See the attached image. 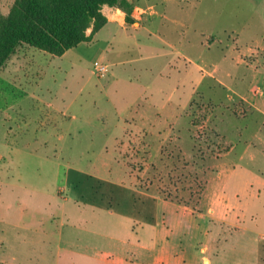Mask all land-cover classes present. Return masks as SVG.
Segmentation results:
<instances>
[{"label":"rangeland","instance_id":"obj_1","mask_svg":"<svg viewBox=\"0 0 264 264\" xmlns=\"http://www.w3.org/2000/svg\"><path fill=\"white\" fill-rule=\"evenodd\" d=\"M125 5L130 55L102 59L114 23L62 58L37 53L30 90L57 110L27 97L5 115L17 123L0 127V264H250L256 243L264 264V0ZM17 51L4 89L30 68Z\"/></svg>","mask_w":264,"mask_h":264},{"label":"trees","instance_id":"obj_2","mask_svg":"<svg viewBox=\"0 0 264 264\" xmlns=\"http://www.w3.org/2000/svg\"><path fill=\"white\" fill-rule=\"evenodd\" d=\"M105 5L122 9L130 21L125 0H15L7 15L0 12V68L21 47L62 56L91 41L108 22Z\"/></svg>","mask_w":264,"mask_h":264},{"label":"crops","instance_id":"obj_3","mask_svg":"<svg viewBox=\"0 0 264 264\" xmlns=\"http://www.w3.org/2000/svg\"><path fill=\"white\" fill-rule=\"evenodd\" d=\"M118 12H120L121 15H119ZM103 13L106 15V17L108 19V22L95 34L94 40L91 43H94V42L97 41V39H98V37L100 35V32H101V30L104 27H106L107 25L112 24V23L115 24L116 30L114 32L110 33V36H109L110 39L109 40L108 39L106 40L107 43L105 45H102L101 44L102 47H100V55H101L102 59H104L105 61L107 60L106 62H108L109 64L112 65V64L119 63V62H112L111 63L109 61L110 59H115L114 57H112L113 54L120 55L121 53L126 52L128 55H130L133 52V50H135L138 47V44L136 43V44L130 45L128 47L126 45L123 46L124 44H126L124 38L125 37H128V40H129V38L131 37L130 34H128L127 32H124L125 31V27L123 25V21H124V18H123L124 12H123V10H121L118 7H110V8L107 7L104 10ZM119 29H120V31L123 30V34H121V35H118L117 34V33L120 32V31L117 32V30H119ZM181 41H185V39L182 37ZM181 41L180 40L177 41V44H179ZM187 41H188V39H187ZM167 43H169V42H167ZM81 44H84V42H81L78 45H81ZM163 44H165V43L163 42ZM170 44H171L170 45L171 46L170 47L171 50H174L175 51V52L172 53V56L174 55V57L172 58V60H175V61L176 60H181V61H183L185 63V67L184 68L187 69L188 68L187 66L189 64L193 63L191 57L187 53H185L184 51H182L183 53H185L187 55L188 59L191 60V63L188 64V62L184 58L180 59L179 56H175V55H178L177 52H179V49L177 48L178 45L177 44H173V43H170ZM21 48H20L21 50L19 49L17 51V54L13 58V60H16L17 61L18 58L20 57L18 55L20 54L22 56V59L25 58L28 61V63L30 62L29 63L30 68H28L27 72H24L22 74L20 73L19 76L14 77V75H15L14 74L10 79L9 78L6 79V80H8V82L9 81L12 82V84H13V87L12 88L4 89V88H2L3 86L2 87L0 86V97H2V98L4 97L5 98V100L0 99V127L1 128H5V125L7 123H11V124L17 123V122L14 121L15 118L13 119V121H10L7 117H5V115H6V113L8 111L9 112L11 111L12 113L13 112H18L19 114H21V112L18 111L15 107L18 106V105L21 106V102H23V98L30 97L33 100L37 101V102H39V100H41V99H39L38 96H36L34 90H30V87L36 81V79H35L36 69L34 67L37 66L39 68L40 63H38V62H40L41 59L44 58V57H35V56L37 55V53H46V52H44L42 50H39V49H36L34 47H29V46H27V48L26 47H21ZM66 52L62 56H64L66 54ZM46 55H48V54L46 53ZM62 56H58V57L59 58H62ZM46 57H48V56H46ZM49 57H51V56H49ZM37 58H38V61H37ZM137 61L138 60L128 59V60H126L124 62H126L128 64H131V63L132 64H135ZM120 62H122V61H120ZM186 64H188V65H186ZM168 65L171 66V63H168ZM175 65L177 66V63H174L173 62L172 66L175 67ZM7 68H8V66L7 67H1L0 68V77L1 78H4V75H5L4 73H6V71L8 70ZM176 68L177 67H175V70H176ZM108 77L106 78L107 80L105 79V80H102L103 82L101 81L102 82V86L105 85V89H108V85L110 84L109 83L110 78H108ZM16 80L19 81V82L18 83H14ZM129 81L132 83V85H134L137 82V80L134 81V77L132 78V80H129ZM93 85L94 86H97V85H95V83H93ZM142 88H144V87H142ZM105 89L103 88V90H105ZM10 92H14L15 97H17V101H15L14 103L6 100V98L8 97V94ZM82 92H83V88L80 90V94H79L80 96L82 95L81 94ZM98 92L102 93L103 91H98ZM16 94H18V95H16ZM141 96H143V95L140 94V97ZM103 97L109 98V101L111 100V98L109 97V95H106V96H103ZM94 101H95V99H94ZM41 104L44 105L46 109L47 108H52L54 110H57L56 107L54 106V104L52 102L41 100ZM128 104H131V103H128ZM128 104H126L125 106H122L118 110L115 109L116 114H117V111L120 112V114L126 112L129 109V108H127V105ZM82 105H83V100L81 101V103L79 105V109L81 108ZM72 106H73L72 103H70V105L67 103V105L65 106L64 110L63 109H60V111L62 112V110H63L64 113H66V112H68V111H70L72 109ZM129 111H130V109H129ZM121 117H122V115H120V119L119 120H118V118L116 119V122L114 124V128L118 129L119 126L120 127L121 126L124 127L123 126V122H126V119H122ZM77 118H78V116L75 114L73 116V119H77ZM17 119L18 120H24V119H21V118H18V117H17ZM105 121L106 120H104V119L102 120V122H104V123H105ZM46 124L51 126V122L50 123L46 122ZM6 128H9V126L6 127ZM45 133L46 132H44V137H45ZM4 136H5L4 137V141H2L1 144H3L5 142L4 143V147H6L8 145V147L6 149L7 150L8 149L11 150V152L9 151L10 153H14V151L16 150V148L15 149L12 148L9 145L10 142L8 141L10 135L7 133ZM6 140H7V142H6ZM12 150H13V152H12ZM12 155H14V154H12ZM2 156H3V152L0 151V158H2ZM213 201L214 202H217L218 201L220 207L221 206L224 207V208L227 207V201L225 200V198H222V196H220L218 198V200L216 198ZM209 211L212 212L211 215H213L214 218H217L220 215H223L224 214V211L223 210L218 211V209H215V207H210L209 208ZM208 218H210L211 220L214 219L212 217H208ZM141 227L144 228L145 225L144 226H141ZM141 247L146 248V244H141ZM204 250H207V248H204ZM246 259L248 260V262L250 264H260V253H259V244L258 243L254 244L252 246V249L249 250V252H248V254L246 256ZM210 261L211 260L209 258H205V263L206 264H209Z\"/></svg>","mask_w":264,"mask_h":264},{"label":"built area","instance_id":"obj_4","mask_svg":"<svg viewBox=\"0 0 264 264\" xmlns=\"http://www.w3.org/2000/svg\"><path fill=\"white\" fill-rule=\"evenodd\" d=\"M97 69L101 74H105L108 68L104 64H97Z\"/></svg>","mask_w":264,"mask_h":264}]
</instances>
